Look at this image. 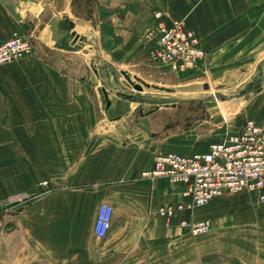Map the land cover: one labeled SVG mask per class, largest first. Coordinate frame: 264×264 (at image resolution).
Here are the masks:
<instances>
[{"label":"crops","instance_id":"crops-1","mask_svg":"<svg viewBox=\"0 0 264 264\" xmlns=\"http://www.w3.org/2000/svg\"><path fill=\"white\" fill-rule=\"evenodd\" d=\"M98 2L109 12L111 35L124 40L113 53L138 54L156 24L154 13L161 11L167 23L183 21L195 33L210 67L219 58L223 70L264 69V0ZM72 3L63 4L60 14L72 15L65 17L73 19L68 21L77 34L98 39L93 23L101 21L99 14H74ZM50 7L46 1L0 0V43L15 33L32 41L31 55L0 67V201L37 195L0 208V264H264V203L258 193L226 194L168 221L158 209L182 203L183 187L142 177L159 154H195V137L205 139L198 151L206 153L213 143L237 135L247 120L264 128V73L261 89L238 110L237 127L225 129L231 119L222 117V140H215L214 130H196L190 140L164 139L161 110L138 116L117 93L109 96L108 107L97 77L82 76L83 64L56 56L51 31L48 38L42 28ZM105 203L114 210L112 226L98 239L94 229ZM182 220H209L213 230L193 237Z\"/></svg>","mask_w":264,"mask_h":264},{"label":"rangeland","instance_id":"rangeland-1","mask_svg":"<svg viewBox=\"0 0 264 264\" xmlns=\"http://www.w3.org/2000/svg\"><path fill=\"white\" fill-rule=\"evenodd\" d=\"M44 1L51 3L48 14L43 17L42 22V28L46 30L48 38L50 34L48 21L54 15H59L57 17L60 27L70 31V35L59 44L52 40L53 51L59 50L56 56L62 61L83 64L85 71H80L82 76L87 77V74H91L92 77H97L100 88L106 90L109 96L117 93L132 102L138 116H146L161 110L160 133H163L164 139L190 140V135L196 130L203 135H208L214 130L215 140H222L226 135L221 129L222 117L227 116L231 119L229 126H224L225 129H235L238 110L245 101L253 97L255 91L261 89L259 83L264 73L263 68L253 73L243 70H223L218 65L219 58L215 60L214 65L209 66L210 56H207L205 64L190 72L171 73L166 68L158 67L151 60L148 53L151 42L146 39L138 54L113 53V50L124 43V40L111 35L109 12L105 7L98 6V0H33V3L42 5ZM71 2H73L71 8L73 13L79 12L89 18L93 12L99 14L101 21L93 23L94 26H99L98 39L91 40L81 33L77 34L73 29L74 24L69 22L73 21L70 18L72 15L60 14V7ZM66 15L70 17L66 18ZM71 51L77 53L71 54ZM89 65H92L90 71ZM112 67L123 74L119 82L110 71ZM193 140L192 148H195V154H198L205 139L195 137Z\"/></svg>","mask_w":264,"mask_h":264},{"label":"built area","instance_id":"built-area-1","mask_svg":"<svg viewBox=\"0 0 264 264\" xmlns=\"http://www.w3.org/2000/svg\"><path fill=\"white\" fill-rule=\"evenodd\" d=\"M154 19L156 24L146 35L151 42L149 56L154 64L180 74L190 72L206 61L207 55L200 40L183 21L169 24L161 11L154 13ZM31 53V38L15 33L0 43V67L21 61ZM142 177L167 179L173 185L183 187L182 203L158 209L159 216L168 221L178 214L203 208L226 194L258 193L264 203V128L247 120L237 135H227L224 140L213 143L206 153L159 154L154 168L143 173ZM35 198L36 194H17L1 200L0 208L9 209ZM113 211V207L106 203L100 207L94 229L96 238L107 237ZM180 225L193 237L207 236L213 230L209 220H182Z\"/></svg>","mask_w":264,"mask_h":264},{"label":"water","instance_id":"water-1","mask_svg":"<svg viewBox=\"0 0 264 264\" xmlns=\"http://www.w3.org/2000/svg\"><path fill=\"white\" fill-rule=\"evenodd\" d=\"M7 9L11 12V14L17 19L20 20V16L17 14L16 12V7L13 5H7ZM49 27H50V31H51V35H52V40L54 42H56L57 44H59L62 40H64L65 38H67L70 35V31H65L60 27L59 24V19L57 17H54L50 23H49ZM111 73L113 74L114 78L119 82V80L121 79V77L123 76L122 73H120L116 68L112 67L110 69ZM206 88H208V86H206ZM104 92V96L106 99V103L107 106L109 107L111 102L109 99V94L107 93L106 90H103Z\"/></svg>","mask_w":264,"mask_h":264}]
</instances>
